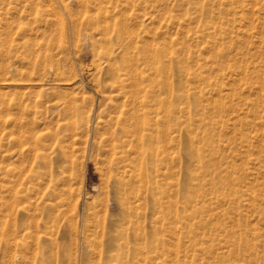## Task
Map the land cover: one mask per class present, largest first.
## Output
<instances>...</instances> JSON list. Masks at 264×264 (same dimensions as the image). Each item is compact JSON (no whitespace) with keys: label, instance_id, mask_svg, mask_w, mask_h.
<instances>
[{"label":"rangeland","instance_id":"obj_1","mask_svg":"<svg viewBox=\"0 0 264 264\" xmlns=\"http://www.w3.org/2000/svg\"><path fill=\"white\" fill-rule=\"evenodd\" d=\"M81 1L0 0V188L5 167L12 166L7 156L31 124L81 131L91 114L96 126L107 103L100 81L114 46L103 26L124 13L120 20L155 45L164 42L184 67V136L167 143L165 153L177 163L157 167L163 189L172 171L185 187L174 226L181 230L162 231L156 216L144 211L122 220L106 156L83 145L69 171L64 209L73 230L80 228L72 231L71 264H264V0H90L88 9ZM137 14L152 22L137 24ZM188 140L201 158L191 155ZM143 141L136 140L132 151L139 163L150 151ZM25 191H18L23 199ZM111 223H120V246L109 244ZM156 238L168 239L169 256Z\"/></svg>","mask_w":264,"mask_h":264},{"label":"bare ground","instance_id":"obj_2","mask_svg":"<svg viewBox=\"0 0 264 264\" xmlns=\"http://www.w3.org/2000/svg\"><path fill=\"white\" fill-rule=\"evenodd\" d=\"M88 2L91 1L82 0L80 4L88 9ZM119 16L113 14L112 21L103 26V35L109 38L108 42L111 41L114 46L108 52L109 64L100 81L101 92L107 103L96 117V126H92L95 115L91 114L85 123L87 126L81 131H76L73 125L52 129L49 125L42 128L40 122L31 124V127L24 130L17 148L7 156V160H12L11 164L8 162L12 166L5 167L6 183L0 188V264H71L72 231L75 225L72 220L69 221L70 218L66 219L64 209L70 198L69 171L74 166L76 151L83 145L87 150L96 146L106 156L111 174L110 194L118 205L116 208H119L122 220L144 211L156 216V222L163 224L159 227L162 231L176 235L179 230L178 221L182 216L179 214L184 208L179 203V197L183 196L185 187L176 180L179 176L174 178L172 171V174L168 175L172 176L170 187L163 189L164 174L160 173L157 167L166 160H170L169 164L172 163L173 166L177 163V157L168 158L165 153L171 150L167 148V143L181 141L184 136V110L181 106L184 100V67L176 62L174 55H170L164 42L155 45L152 37L130 29L127 22L120 20ZM133 16L137 24L145 27L152 20L151 16ZM91 19L88 20L92 21ZM92 25L93 22L90 26ZM173 76L177 77V80H174ZM173 132L178 135L172 136ZM139 139L144 140L142 146H147L145 149L150 150L143 163L132 158L135 142ZM146 141L150 143L147 144ZM193 141L188 140L186 145L193 157L201 158ZM88 153L90 155V152ZM17 163L20 165L18 170V165L15 166ZM24 189L27 190V196L23 199L18 191ZM28 191L32 193L31 196H28ZM23 202L27 203L22 209H17ZM176 224L178 228L175 229ZM119 227L120 223H111L108 227L111 247L120 246ZM76 230L79 231L80 228ZM154 240L162 244L161 254L169 256L167 251L164 252L168 239ZM193 244H196V241Z\"/></svg>","mask_w":264,"mask_h":264}]
</instances>
